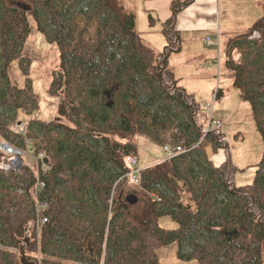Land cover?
<instances>
[{
  "label": "trees",
  "instance_id": "trees-1",
  "mask_svg": "<svg viewBox=\"0 0 264 264\" xmlns=\"http://www.w3.org/2000/svg\"><path fill=\"white\" fill-rule=\"evenodd\" d=\"M194 1H172L163 24L168 45L158 53L140 37L122 0H0L1 135L25 146L14 127L23 122L20 112L38 108L31 58L24 55L33 23L57 46L60 71L48 92L62 98L58 115L67 121L26 124L30 149L48 158L40 192L48 223L40 235L33 227V168L0 172V264H161L158 250L174 243L181 261L264 264V156L248 186L236 185L229 159L216 167L204 144L217 154L229 148L226 137L206 132L200 106L167 65L182 43L178 15ZM254 32L261 40L249 39ZM235 48L241 64L226 66L264 139V6L249 32L232 40ZM170 138L184 145L182 155L140 166L141 139L162 145ZM130 157L142 168L135 187L148 197L145 220L115 195L128 184L120 179L131 172ZM165 216L177 228L161 227Z\"/></svg>",
  "mask_w": 264,
  "mask_h": 264
},
{
  "label": "rangeland",
  "instance_id": "rangeland-1",
  "mask_svg": "<svg viewBox=\"0 0 264 264\" xmlns=\"http://www.w3.org/2000/svg\"><path fill=\"white\" fill-rule=\"evenodd\" d=\"M122 1H124L126 9L132 11L136 16L138 8L135 6L134 0ZM263 6L264 0H230V3L223 1L221 9L222 28L235 33L233 34L235 38L245 35L262 17ZM32 27L33 32L25 45L24 55L31 58L29 78L32 82L33 92L38 98V108L32 114L20 112V120L27 122V124L30 121L50 122L59 120L67 122L58 115V107L62 98L52 96L48 92L54 74L60 71L57 46L47 41L45 36L36 29L35 23ZM208 38L210 39L209 44ZM181 40L183 41L182 50H180L179 45L176 46L177 51L169 55L167 65L173 70L178 84L185 88L187 93L194 97L196 103L200 106L202 115L205 118L203 126L207 127L210 118L221 121V132L225 135L229 148L227 150L223 149L217 154L221 153V156H226V160L229 159L235 167L234 179L236 185L238 187L251 185L264 156V139L256 129L251 106L242 100L240 92L234 87L233 72L226 66V63L219 59L220 43L216 42L217 38L210 34L205 37L203 44L198 42L189 45L182 38ZM187 48L196 50V53L201 55L194 57L190 49ZM154 50L158 53L164 51ZM230 52V62L241 64V61L232 59V51ZM239 52L242 55V52ZM210 53L216 54V58L202 59L203 55L209 56ZM14 73L18 85L24 86L25 76L21 72L19 73L17 66ZM141 140L139 141L137 156L141 166L162 158L161 145L151 142L147 144L148 142L144 141L147 139ZM168 142L176 145L171 138ZM143 145H146V147H143ZM204 146L206 148L208 145L205 143ZM209 153H211L210 150ZM215 159L217 160V158ZM25 162H27L26 159ZM27 164L32 166L33 160H29ZM134 191L139 193L135 186L127 184L124 188L118 189L115 195L124 200L129 194L138 196L139 202L136 205H131V210L138 217L134 215L137 219L145 220L149 216L148 197L142 193L137 195ZM159 224L165 229L177 228V224L169 216L161 217ZM177 249L175 243L160 248L158 250L160 263H197L195 260H179ZM36 256L43 258L40 249L36 252Z\"/></svg>",
  "mask_w": 264,
  "mask_h": 264
},
{
  "label": "crops",
  "instance_id": "crops-1",
  "mask_svg": "<svg viewBox=\"0 0 264 264\" xmlns=\"http://www.w3.org/2000/svg\"><path fill=\"white\" fill-rule=\"evenodd\" d=\"M172 1L173 0H134L135 6L138 8V13H136V29L146 44L159 51L164 50L168 45V41L163 34V24L169 20L172 15ZM223 1L230 3V0H195L192 5L180 12L175 29L180 33L181 38L186 41L188 45L198 42L203 44L205 37L211 34L218 39L216 42L220 43L219 56L230 51L231 42L235 38L233 34L235 33L229 32V29L224 30L222 28L221 9ZM209 41L210 39L208 38V44ZM181 42L183 43V41ZM182 43L179 44L180 50H182ZM187 49H190L194 57L201 55L196 53V50L191 48ZM211 57L216 58V54L210 53L209 56L203 55L202 59ZM144 141L148 142L147 144L150 142L153 143L148 139ZM143 147H146V145H143ZM209 150L211 153H209ZM206 151L216 167L222 165L226 161L227 157L221 156V153H212L209 145L206 147ZM215 158H217V160ZM162 160H164L163 153L162 158L156 162L151 161L140 166H150Z\"/></svg>",
  "mask_w": 264,
  "mask_h": 264
},
{
  "label": "built area",
  "instance_id": "built-area-1",
  "mask_svg": "<svg viewBox=\"0 0 264 264\" xmlns=\"http://www.w3.org/2000/svg\"><path fill=\"white\" fill-rule=\"evenodd\" d=\"M250 40H261L259 32H254L250 37ZM231 52L221 54L219 59L227 62L231 60ZM232 59L234 61H241L242 55L238 49L232 50ZM222 123L220 121L210 118L206 132L213 130H220ZM27 125L20 123L15 129V135L25 139V146L14 144L10 139L4 137L0 133V172L4 174H20L23 167L28 163L29 160H33V171L35 175V183L32 187V194L35 200V218L34 225L38 235L41 234L42 228L48 223V216L46 211L48 209V203L40 197V192L46 187V183L42 179L43 176L49 171V166L46 163L47 156L45 153L32 152L31 145L33 141L26 135ZM12 142V143H11ZM186 151L183 144L171 145L170 143L162 146V153L165 156V160L176 158L182 155ZM25 159L27 162H25ZM131 166V172L125 177H122L120 181L127 180L131 185H138L140 182L141 168L136 158H132L128 161ZM20 193H23L20 190ZM40 263L42 257H38Z\"/></svg>",
  "mask_w": 264,
  "mask_h": 264
},
{
  "label": "water",
  "instance_id": "water-1",
  "mask_svg": "<svg viewBox=\"0 0 264 264\" xmlns=\"http://www.w3.org/2000/svg\"><path fill=\"white\" fill-rule=\"evenodd\" d=\"M26 10H30V7H27ZM46 162H48V160H46ZM125 201L129 205H136L139 202V198H138V196H136L134 194H129V195L126 196ZM237 233H238V230H235L233 232H227L226 234H227L228 238H231L232 235L237 234Z\"/></svg>",
  "mask_w": 264,
  "mask_h": 264
},
{
  "label": "bare ground",
  "instance_id": "bare-ground-1",
  "mask_svg": "<svg viewBox=\"0 0 264 264\" xmlns=\"http://www.w3.org/2000/svg\"><path fill=\"white\" fill-rule=\"evenodd\" d=\"M21 123H23V122H21ZM20 124V123H19ZM19 124H17V125H15V127H14V132H15V129L17 128V126L19 125ZM16 134V133H15ZM132 158H135V157H130V158H127V161H129L130 159H132ZM141 168V167H140ZM141 171H142V168H141ZM41 253V252H40Z\"/></svg>",
  "mask_w": 264,
  "mask_h": 264
}]
</instances>
